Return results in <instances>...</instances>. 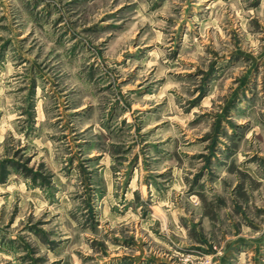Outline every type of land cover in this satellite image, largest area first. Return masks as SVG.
Here are the masks:
<instances>
[{
	"label": "rangeland",
	"instance_id": "374dc122",
	"mask_svg": "<svg viewBox=\"0 0 264 264\" xmlns=\"http://www.w3.org/2000/svg\"><path fill=\"white\" fill-rule=\"evenodd\" d=\"M0 264H264V0H0Z\"/></svg>",
	"mask_w": 264,
	"mask_h": 264
}]
</instances>
